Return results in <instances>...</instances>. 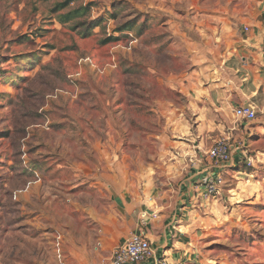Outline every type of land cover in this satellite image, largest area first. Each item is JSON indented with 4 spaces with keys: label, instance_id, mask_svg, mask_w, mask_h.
<instances>
[{
    "label": "rangeland",
    "instance_id": "obj_1",
    "mask_svg": "<svg viewBox=\"0 0 264 264\" xmlns=\"http://www.w3.org/2000/svg\"><path fill=\"white\" fill-rule=\"evenodd\" d=\"M259 3L0 0V264H109L133 228L119 196L138 189L175 214L194 93L232 45L222 27ZM262 133L200 203L187 264H264Z\"/></svg>",
    "mask_w": 264,
    "mask_h": 264
},
{
    "label": "crops",
    "instance_id": "obj_2",
    "mask_svg": "<svg viewBox=\"0 0 264 264\" xmlns=\"http://www.w3.org/2000/svg\"><path fill=\"white\" fill-rule=\"evenodd\" d=\"M234 23V28V24L222 27L232 29L234 38L228 52L217 55L209 91L201 89L194 93L196 97L202 96L205 103L193 104L195 114H198L194 131L188 128L182 133L183 143L190 147L194 145L197 150L190 155L194 166L185 185L180 188L183 190L178 192L175 214L172 211L164 214L158 212L154 204V190L138 189L131 195L119 196L118 202L126 210L129 225L133 226L123 241L133 232H143L154 249V256L139 264H154L157 258H165L172 264H187L198 250L191 233L200 224L197 211L200 203L207 202L202 197L201 182L219 175L224 179L226 174L235 172L234 166L245 162L248 157L255 161L250 146L254 144L255 137H260L264 132V0H260L252 14L236 16ZM238 27L244 31H238ZM246 104L256 107V119L247 121L235 116V109ZM221 137L229 139L232 154L229 161L218 163L207 152ZM222 192L227 197L226 189ZM221 198L222 193L214 201ZM142 211L157 213V217H151L144 228L139 226Z\"/></svg>",
    "mask_w": 264,
    "mask_h": 264
},
{
    "label": "built area",
    "instance_id": "obj_3",
    "mask_svg": "<svg viewBox=\"0 0 264 264\" xmlns=\"http://www.w3.org/2000/svg\"><path fill=\"white\" fill-rule=\"evenodd\" d=\"M83 61L92 63L90 58H86ZM82 62V61H81ZM79 75V73H77ZM235 116L240 120H254L257 117V110L253 104H246L238 106L235 111ZM243 146V143H241ZM242 149L247 150L246 147ZM207 154L211 159L216 162H227L231 158L232 146L228 138L221 137L213 146L208 150ZM249 164L252 163V159L248 157ZM224 182L222 176L209 177L201 182L202 197L210 200L221 192V187ZM156 218L157 213H148L142 211L139 218V226L146 227L150 221V218ZM154 256V249L149 238L143 232H133L128 238L122 242L118 248L114 251L110 264H139ZM58 261L63 264V254L58 252ZM154 264H172L165 258H157Z\"/></svg>",
    "mask_w": 264,
    "mask_h": 264
},
{
    "label": "trees",
    "instance_id": "obj_4",
    "mask_svg": "<svg viewBox=\"0 0 264 264\" xmlns=\"http://www.w3.org/2000/svg\"><path fill=\"white\" fill-rule=\"evenodd\" d=\"M98 23L96 22V23H93V26H96Z\"/></svg>",
    "mask_w": 264,
    "mask_h": 264
}]
</instances>
